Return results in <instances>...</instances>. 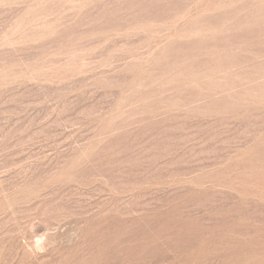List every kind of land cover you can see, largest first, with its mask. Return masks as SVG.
Returning a JSON list of instances; mask_svg holds the SVG:
<instances>
[{"label": "rangeland", "instance_id": "rangeland-1", "mask_svg": "<svg viewBox=\"0 0 264 264\" xmlns=\"http://www.w3.org/2000/svg\"><path fill=\"white\" fill-rule=\"evenodd\" d=\"M0 264H264V0H0Z\"/></svg>", "mask_w": 264, "mask_h": 264}, {"label": "clouds", "instance_id": "clouds-1", "mask_svg": "<svg viewBox=\"0 0 264 264\" xmlns=\"http://www.w3.org/2000/svg\"><path fill=\"white\" fill-rule=\"evenodd\" d=\"M57 231V226L54 224L52 228L45 231L43 234L35 235L30 239L29 251L35 253H44L48 248L55 244L51 238Z\"/></svg>", "mask_w": 264, "mask_h": 264}]
</instances>
